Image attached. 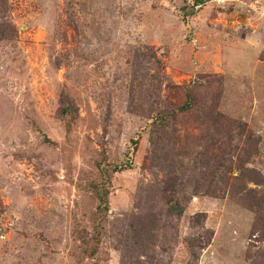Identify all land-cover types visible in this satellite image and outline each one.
<instances>
[{"label":"rangeland","instance_id":"374dc122","mask_svg":"<svg viewBox=\"0 0 264 264\" xmlns=\"http://www.w3.org/2000/svg\"><path fill=\"white\" fill-rule=\"evenodd\" d=\"M1 33L0 264H264V0H0Z\"/></svg>","mask_w":264,"mask_h":264},{"label":"trees","instance_id":"16d2710c","mask_svg":"<svg viewBox=\"0 0 264 264\" xmlns=\"http://www.w3.org/2000/svg\"><path fill=\"white\" fill-rule=\"evenodd\" d=\"M200 4H202L201 2H200ZM200 4H198V5H200ZM191 15V14H190ZM189 17V15L188 14H186L185 15V18L187 19ZM1 36H2V38L1 39H4V35L1 33L0 34ZM190 100H191V96H188V102L187 103H185L186 105H184V106H182L181 108H180V110H181V112H183V111H187V110H189L191 107H192V105H191V103H190ZM63 106H62V115H63V118H67V117H71L72 115H73V109H72V107L69 105V104H66L64 101H63ZM180 110H179V112H180ZM247 159H249V158H247ZM123 167L124 166H122V167H115V169H114V171L115 172H118V171H122L123 170ZM245 172H247V171H245ZM258 176L261 178V176L258 174ZM101 205L99 206V210L100 211H105L106 212V206H105V204H104V200L103 199H101ZM103 205V206H102ZM169 208H170V212H172L173 213V211L175 210L176 211V208H174V205L173 204H170L169 205ZM144 222H142L141 224H140V232H139V235H140V237L142 238L143 236H144V231H145V229L144 228H142L141 229V227H143L144 225Z\"/></svg>","mask_w":264,"mask_h":264}]
</instances>
